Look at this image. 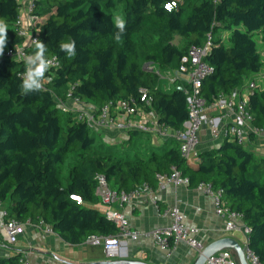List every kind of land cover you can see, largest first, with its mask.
<instances>
[{
    "label": "trees",
    "instance_id": "16d2710c",
    "mask_svg": "<svg viewBox=\"0 0 264 264\" xmlns=\"http://www.w3.org/2000/svg\"><path fill=\"white\" fill-rule=\"evenodd\" d=\"M172 0H34L37 19L31 34L43 42L45 56L56 58L45 77L46 89L23 94L24 61L6 53L24 45L16 22L19 0H0V19L8 24V40L0 56V204L8 219L50 226L64 241L83 244L90 236H111L118 228L98 206V176L110 187L130 193L144 185L158 188V174L172 167L189 186L210 184L225 191V202L243 214L249 227V250L264 264V157L236 140L200 152L197 161L181 156L179 142L169 140L163 151L149 157L126 158L96 145V138L78 112L64 111L68 99L91 102L98 114L109 101L146 94L161 123L182 130L188 119L183 83L166 92L161 72L178 70L191 47L211 48L204 61L214 72L203 79L199 95L211 105L221 95L247 88L264 60L255 35L264 43V0H183L171 13ZM122 5L126 32L117 41L113 11ZM180 38L188 48L175 43ZM36 40V41H37ZM75 41L69 58L61 42ZM36 51L35 44L27 49ZM151 65V66H149ZM248 110L253 127L264 129V89L252 90ZM139 132H130L132 144ZM71 160L67 184L61 167ZM78 196L82 203L72 199ZM21 254L0 256V264H23Z\"/></svg>",
    "mask_w": 264,
    "mask_h": 264
},
{
    "label": "built area",
    "instance_id": "2783aa9c",
    "mask_svg": "<svg viewBox=\"0 0 264 264\" xmlns=\"http://www.w3.org/2000/svg\"><path fill=\"white\" fill-rule=\"evenodd\" d=\"M19 1L22 6L16 26L18 34L25 37L26 41L24 45L9 50L6 56L18 61H24L23 58L28 55L27 49L32 47L37 40L31 34L33 24L37 18L31 14L34 7V0H30L27 3L24 0ZM214 1L216 2L217 0ZM180 2H183V0H176V6ZM210 48L211 35H208V39L204 45L191 47L188 50L178 70L161 72L155 65L152 66L157 71L159 79L164 81V83L167 82L169 85L183 83L184 85L183 88L187 97L189 113L182 130H173L160 122L159 115L151 109L150 100L144 89L141 90L142 96L140 101L133 97L130 99L109 101L99 109L98 114L96 111L94 113L87 111L78 112L79 119L86 120L93 128H113L124 134L142 132L160 138L165 142L176 140L179 142L181 156L193 162L198 160L201 152L200 133L204 126L208 127L213 140H219L220 142L224 139L236 140L238 144L250 150V136H264V129L252 126L251 115L248 110L249 96L252 90L256 88V85L254 82H251L247 88H237L230 95L223 94L215 103L207 105L199 93L203 79L214 72V68L204 61V57ZM51 60L52 64L50 67L58 65L56 58H52ZM48 79L50 80V78L45 77L42 81L43 90L47 88L46 84L49 82ZM73 100L77 104L81 103L77 99ZM61 106L64 111L76 112L73 107L66 106L63 103H61ZM215 114H220L222 118L231 117V124L228 127L220 126L218 122L220 118L214 117ZM157 180L158 188L162 189L167 184L189 186V179L183 177L174 167H172L169 174H158ZM142 189L150 188L144 185ZM142 189H136L130 193L125 191L118 192L110 187L104 176H98L96 196L99 198L100 204L107 207L105 214L118 228V232L111 236H90L86 242L93 245L102 244L107 260H117L121 256L123 243L128 239L136 240L140 235L137 231L130 228L129 221L124 213L112 206L127 203L133 197L139 196ZM197 189L213 199L215 212L224 219L226 230L230 232H242L246 236L247 243V235L250 233V229L244 223L243 214L231 210L227 206L225 202V191L221 188L215 189L210 184H200ZM71 198H76L79 203H82V199L78 196H71ZM164 214L171 217V224L145 232L144 236L151 238L162 250H173L183 243L200 254L205 248V245L198 238V231L185 224L184 215L180 208L177 206L167 208ZM39 225L45 226L48 232L52 231V228L43 222L39 223ZM0 233L4 235L10 245L16 244L25 233V223L9 220L8 211L2 204H0ZM245 255L249 264H263L249 248L245 250ZM20 262L23 264H31L24 257L20 259ZM204 264L240 263L234 251L224 250L208 258Z\"/></svg>",
    "mask_w": 264,
    "mask_h": 264
},
{
    "label": "crops",
    "instance_id": "0c3cea01",
    "mask_svg": "<svg viewBox=\"0 0 264 264\" xmlns=\"http://www.w3.org/2000/svg\"><path fill=\"white\" fill-rule=\"evenodd\" d=\"M26 3L30 0H24ZM49 78V77H47ZM49 80V79H48ZM66 106L73 107L74 111H87L94 113L95 106L90 102L76 103L68 99ZM219 117L220 126L228 127L232 118ZM103 133L106 143L126 141L129 134L120 133L113 128H94ZM201 152L220 145L219 140H213L207 126L201 130ZM250 150L259 157H264V136H250ZM177 206L184 215L187 226L198 231V238L205 246L225 237L237 240L242 246L246 244V236L241 242L236 235L239 231H227L225 221L218 216L214 209L213 199L206 193L187 185L167 184L165 188L142 189L139 196L133 197L127 203L115 204L112 207L124 213L129 221L130 228L140 235L138 239L126 240L122 245L121 256L118 261L133 264L141 262L145 264H194L198 253L187 244H180L173 250H162L151 239L144 236L145 232L158 227L171 224L172 219L165 215L167 208ZM98 208L105 213L104 205ZM242 233V232H241ZM21 254L31 264H94L107 260L104 254V246L88 244L72 245L64 241L53 230L48 232L45 226L38 223H25V233L16 244L10 245L4 235L0 233V256Z\"/></svg>",
    "mask_w": 264,
    "mask_h": 264
},
{
    "label": "rangeland",
    "instance_id": "374dc122",
    "mask_svg": "<svg viewBox=\"0 0 264 264\" xmlns=\"http://www.w3.org/2000/svg\"><path fill=\"white\" fill-rule=\"evenodd\" d=\"M114 16L120 15L123 17L122 14V5L119 4L118 7L113 11ZM175 43L180 45L181 48H188L186 44L180 41L178 37H176ZM255 40L257 42V46L259 51L261 52L262 58L264 60V43L261 40L259 34L255 35ZM252 80L255 83L256 87L259 89H264V66L259 73L252 75ZM177 85H169L167 82L164 84V90L168 93L172 92L173 89ZM91 103V102H90ZM92 134H94L96 138V145L102 149H107L111 151H115L117 154L121 155L122 157L126 158H135V157H142L147 158L149 157L152 150L163 151L167 149L170 144L163 141L160 138L155 136H151L145 133L140 132L136 137L132 144L125 143V141H118L115 143H106L103 138V133L96 131L94 128L91 129ZM247 148V147H246ZM71 160L69 159L62 167H61V179L64 184H67L69 169L71 166ZM238 239L243 242L245 236L243 233L239 232L236 234Z\"/></svg>",
    "mask_w": 264,
    "mask_h": 264
},
{
    "label": "clouds",
    "instance_id": "9594fccd",
    "mask_svg": "<svg viewBox=\"0 0 264 264\" xmlns=\"http://www.w3.org/2000/svg\"><path fill=\"white\" fill-rule=\"evenodd\" d=\"M176 7V0L164 5L165 11L171 13ZM113 24L117 29L114 38L119 41L126 32V21L120 15L113 16ZM8 40V24L0 19V56L4 54L6 42ZM36 51L33 54L26 55L24 59L25 71L23 74L21 90L23 94L42 89V81L45 79V73L49 70L52 60L45 56L47 51L43 42H35ZM61 51L65 52L69 58L76 55L75 41L61 42Z\"/></svg>",
    "mask_w": 264,
    "mask_h": 264
},
{
    "label": "water",
    "instance_id": "95a60500",
    "mask_svg": "<svg viewBox=\"0 0 264 264\" xmlns=\"http://www.w3.org/2000/svg\"><path fill=\"white\" fill-rule=\"evenodd\" d=\"M180 90H184L183 87H179ZM248 249V244L242 246L237 240L231 237L221 238L212 242L211 244L205 246L203 251L198 255L194 264H204L208 258L211 256L224 251V250H232L235 252L238 261L240 264H249L245 250ZM128 262L118 261V260H105L101 262H96L94 264H127ZM133 264H145L141 262H135Z\"/></svg>",
    "mask_w": 264,
    "mask_h": 264
}]
</instances>
